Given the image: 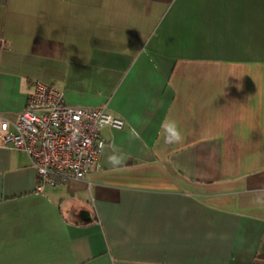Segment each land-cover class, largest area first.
<instances>
[{
  "label": "crops",
  "instance_id": "crops-1",
  "mask_svg": "<svg viewBox=\"0 0 264 264\" xmlns=\"http://www.w3.org/2000/svg\"><path fill=\"white\" fill-rule=\"evenodd\" d=\"M34 80L123 124L42 191L0 142V264H264V0H0L1 118Z\"/></svg>",
  "mask_w": 264,
  "mask_h": 264
},
{
  "label": "built area",
  "instance_id": "built-area-1",
  "mask_svg": "<svg viewBox=\"0 0 264 264\" xmlns=\"http://www.w3.org/2000/svg\"><path fill=\"white\" fill-rule=\"evenodd\" d=\"M16 120L0 117V142L25 153L36 172V190L82 179L97 160L103 126L123 121L102 107L69 105L53 85L32 81Z\"/></svg>",
  "mask_w": 264,
  "mask_h": 264
},
{
  "label": "clouds",
  "instance_id": "clouds-1",
  "mask_svg": "<svg viewBox=\"0 0 264 264\" xmlns=\"http://www.w3.org/2000/svg\"><path fill=\"white\" fill-rule=\"evenodd\" d=\"M162 127L165 129V132L167 134V143H178L181 141L182 134L176 121L168 120L162 125ZM109 161L113 164H118L120 162L115 156L109 157Z\"/></svg>",
  "mask_w": 264,
  "mask_h": 264
}]
</instances>
